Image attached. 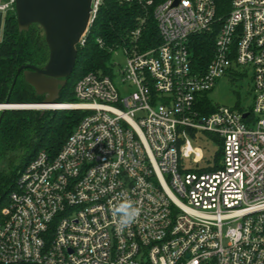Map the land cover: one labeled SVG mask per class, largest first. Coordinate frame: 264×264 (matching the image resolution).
Segmentation results:
<instances>
[{
	"label": "built area",
	"instance_id": "obj_1",
	"mask_svg": "<svg viewBox=\"0 0 264 264\" xmlns=\"http://www.w3.org/2000/svg\"><path fill=\"white\" fill-rule=\"evenodd\" d=\"M120 1H155L159 42L139 48L137 26L123 64L85 72L76 100L50 107L85 113L18 172L0 208V264H264V0ZM103 2L90 0L77 48ZM8 11L15 0H0ZM212 29L199 66L189 38ZM247 71L249 104L204 112L218 78ZM202 136L220 148L212 164H200ZM125 201L139 212L126 227L114 215Z\"/></svg>",
	"mask_w": 264,
	"mask_h": 264
},
{
	"label": "trees",
	"instance_id": "obj_2",
	"mask_svg": "<svg viewBox=\"0 0 264 264\" xmlns=\"http://www.w3.org/2000/svg\"><path fill=\"white\" fill-rule=\"evenodd\" d=\"M154 4L155 1L144 6L138 2L104 0L98 9L85 43L78 47L74 69L66 77L67 82L61 88L56 101H63L60 99L66 92L71 78L76 81L85 72L99 68L110 72L108 65L112 52L110 47L130 44L133 41L131 31L137 26L141 27L140 34L135 40L138 47L143 49L156 45L159 42V34L153 16ZM214 34L215 29L195 34L191 38V45L189 38V50L192 51L194 61L199 66L209 60ZM98 37L101 38L103 45L98 43ZM47 57L48 47L42 27L38 23H32L27 29H19L15 11H8L3 17V36L0 41V102L5 101L7 97L18 65L30 62L41 66ZM43 96V94L36 93L34 87L24 79L22 73H19L10 92L9 101H39ZM71 97L74 98L73 95ZM71 101L74 100L67 102ZM214 107L215 105L205 96L204 112H208ZM50 110L53 113L49 118L44 117V114L33 108H7L4 110L0 121V158L15 145L18 139L22 140L26 148L29 147V149L24 160L15 170L4 171L0 168V208L7 202L9 192L13 189L22 166L41 148L52 152L57 151L85 113L80 108H50ZM36 119L41 124L35 123ZM33 122L35 129L39 128L38 136L35 139L30 138L32 133L30 126ZM210 135L216 141L219 140L215 135ZM219 154L220 148L218 147L215 151V158H218Z\"/></svg>",
	"mask_w": 264,
	"mask_h": 264
},
{
	"label": "water",
	"instance_id": "obj_3",
	"mask_svg": "<svg viewBox=\"0 0 264 264\" xmlns=\"http://www.w3.org/2000/svg\"><path fill=\"white\" fill-rule=\"evenodd\" d=\"M177 0H175L176 2ZM90 10V0H15V15L19 29L38 23L48 47L46 61L38 66L22 63L17 66L5 101L15 106L0 107V121L7 108H36L25 105L55 102L67 76L74 69L78 48L76 43L84 31ZM19 73L43 98L35 102H10L9 95ZM246 112L243 113L245 115Z\"/></svg>",
	"mask_w": 264,
	"mask_h": 264
},
{
	"label": "rangeland",
	"instance_id": "obj_4",
	"mask_svg": "<svg viewBox=\"0 0 264 264\" xmlns=\"http://www.w3.org/2000/svg\"><path fill=\"white\" fill-rule=\"evenodd\" d=\"M109 62L110 63L117 62L118 64H123L125 62V55L121 47L112 50L110 54ZM74 82L75 79L73 78L69 80V83L66 87L67 88L66 92L62 95L60 100L63 101L76 100L73 93ZM250 87H251V77L248 71L239 74V76L235 78H230L225 75V76H221L216 80L214 86L208 91V97L213 104L232 105L237 102L241 105H247L251 101ZM72 95L74 98L71 97ZM27 102H35V101H27ZM33 109L40 111L41 114H44V117L47 118H49L53 113V111L50 110V108H43V109L33 108ZM34 122L41 124L38 121V119H36V121ZM34 122L30 126V128H32V133L30 137L31 139H35L39 133V128L35 129L34 127ZM207 136L209 137L211 135L207 134ZM202 142L203 144H205V146H208V148L204 150V158L200 160V164H212L214 162L213 157L215 156V150L217 149V145L216 143L211 142V139L205 136H202V141L200 140V143ZM28 149L29 147L26 148L25 143L22 142V140L18 139L15 145L9 148L6 154L0 158V168L3 169L4 171L15 170L18 167V165L24 160L25 154H27Z\"/></svg>",
	"mask_w": 264,
	"mask_h": 264
},
{
	"label": "clouds",
	"instance_id": "obj_5",
	"mask_svg": "<svg viewBox=\"0 0 264 264\" xmlns=\"http://www.w3.org/2000/svg\"><path fill=\"white\" fill-rule=\"evenodd\" d=\"M114 215H118L120 225L126 227L135 222L139 212L131 202L125 201L118 205Z\"/></svg>",
	"mask_w": 264,
	"mask_h": 264
},
{
	"label": "bare ground",
	"instance_id": "obj_6",
	"mask_svg": "<svg viewBox=\"0 0 264 264\" xmlns=\"http://www.w3.org/2000/svg\"><path fill=\"white\" fill-rule=\"evenodd\" d=\"M56 103H60V102H49V103H46V102H40V103H31V104H25V105H34L36 108H50L51 106H56L58 104ZM2 106H7V107H10V106H15V104H5V103H0V107Z\"/></svg>",
	"mask_w": 264,
	"mask_h": 264
},
{
	"label": "crops",
	"instance_id": "obj_7",
	"mask_svg": "<svg viewBox=\"0 0 264 264\" xmlns=\"http://www.w3.org/2000/svg\"><path fill=\"white\" fill-rule=\"evenodd\" d=\"M0 19H1V21H2V24H3V17H1V14H0Z\"/></svg>",
	"mask_w": 264,
	"mask_h": 264
}]
</instances>
